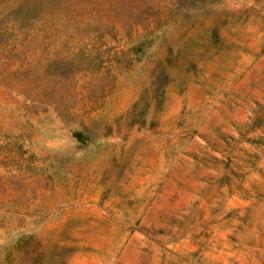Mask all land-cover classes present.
Segmentation results:
<instances>
[{
    "label": "rangeland",
    "instance_id": "obj_1",
    "mask_svg": "<svg viewBox=\"0 0 264 264\" xmlns=\"http://www.w3.org/2000/svg\"><path fill=\"white\" fill-rule=\"evenodd\" d=\"M83 1L0 52V264H264V0Z\"/></svg>",
    "mask_w": 264,
    "mask_h": 264
},
{
    "label": "trees",
    "instance_id": "obj_2",
    "mask_svg": "<svg viewBox=\"0 0 264 264\" xmlns=\"http://www.w3.org/2000/svg\"><path fill=\"white\" fill-rule=\"evenodd\" d=\"M100 17L94 8L86 9L83 0H0V42L7 41L2 47L16 40L34 42L43 51L59 41L67 51L96 53L108 27L98 26ZM8 45L0 46V52H6Z\"/></svg>",
    "mask_w": 264,
    "mask_h": 264
}]
</instances>
